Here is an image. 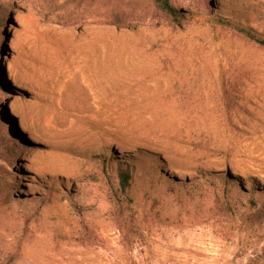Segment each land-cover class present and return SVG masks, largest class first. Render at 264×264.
Returning <instances> with one entry per match:
<instances>
[{"label":"rangeland","instance_id":"rangeland-1","mask_svg":"<svg viewBox=\"0 0 264 264\" xmlns=\"http://www.w3.org/2000/svg\"><path fill=\"white\" fill-rule=\"evenodd\" d=\"M215 1L172 0L177 24L110 0L117 26L104 0H0V264H264V49L225 24L264 37V0Z\"/></svg>","mask_w":264,"mask_h":264},{"label":"trees","instance_id":"trees-1","mask_svg":"<svg viewBox=\"0 0 264 264\" xmlns=\"http://www.w3.org/2000/svg\"><path fill=\"white\" fill-rule=\"evenodd\" d=\"M106 1V10H101L99 7L94 9L92 12L89 13L91 15L92 21L107 23V24H114L117 26H124L128 24V21L131 20V16L129 17L127 13L128 11L119 12L115 9V7H109L108 4L110 0ZM149 6V17H153L156 13L161 14L170 21L179 24L185 19L190 18V12L188 10L181 9L176 7L172 0H145ZM205 1V0H204ZM217 5L215 0H207L206 6L207 9H212L214 6ZM143 18H147L143 17ZM3 21L0 17V22ZM226 26L230 27L233 31H236L238 34L242 35L247 40L253 42L257 46L264 49V37L259 35L256 31L252 30L249 27L242 26L239 24H234L231 21H226ZM2 82L0 80V86ZM1 115L6 117L5 111L1 110ZM2 121L0 120V156L4 153H8L9 143L12 138L7 134L6 129L3 127ZM13 126V125H12ZM18 140L21 141L20 137H17ZM22 142V141H21ZM112 162L115 161V165H112L111 169L106 168L104 165V161H99V166H101V174L105 179L106 185L110 191V198L109 202L111 204L112 210L114 214L118 215L116 217L117 220H122L124 224H128L129 227H133V211L131 210L132 200L130 199V195L128 193L129 188L131 186V182L133 180V164L130 161L124 159H112ZM121 163L126 164V168L123 169L120 167ZM100 174V175H101ZM252 188L255 190V186ZM126 211V216L124 217L123 214ZM132 213V214H130ZM130 214V216H129ZM129 217V218H128ZM131 220V221H130ZM118 224H120L118 222Z\"/></svg>","mask_w":264,"mask_h":264}]
</instances>
